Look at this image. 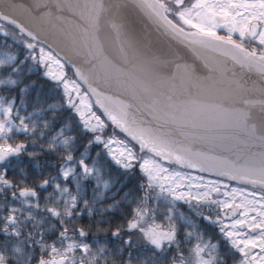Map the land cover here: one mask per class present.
Segmentation results:
<instances>
[{"label":"snow or ice","instance_id":"1","mask_svg":"<svg viewBox=\"0 0 264 264\" xmlns=\"http://www.w3.org/2000/svg\"><path fill=\"white\" fill-rule=\"evenodd\" d=\"M0 264H264V0H0Z\"/></svg>","mask_w":264,"mask_h":264}]
</instances>
